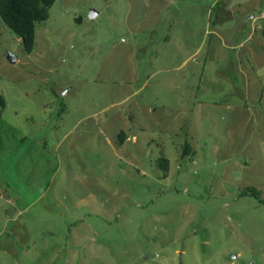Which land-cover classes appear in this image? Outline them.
I'll list each match as a JSON object with an SVG mask.
<instances>
[{
  "label": "rangeland",
  "instance_id": "374dc122",
  "mask_svg": "<svg viewBox=\"0 0 264 264\" xmlns=\"http://www.w3.org/2000/svg\"><path fill=\"white\" fill-rule=\"evenodd\" d=\"M248 187L264 0H56L29 53L0 19V264H264Z\"/></svg>",
  "mask_w": 264,
  "mask_h": 264
},
{
  "label": "trees",
  "instance_id": "16d2710c",
  "mask_svg": "<svg viewBox=\"0 0 264 264\" xmlns=\"http://www.w3.org/2000/svg\"><path fill=\"white\" fill-rule=\"evenodd\" d=\"M56 0H0V19L17 37L20 38L24 51L31 52L35 41V29L38 22H43L49 16V9ZM126 139V134L120 130L117 134V143L121 145ZM190 150L188 142L184 143L182 155H187ZM158 165L161 169H168V158L160 156ZM241 196H253L260 203L259 192L254 187L241 191ZM16 224V223H15Z\"/></svg>",
  "mask_w": 264,
  "mask_h": 264
},
{
  "label": "water",
  "instance_id": "95a60500",
  "mask_svg": "<svg viewBox=\"0 0 264 264\" xmlns=\"http://www.w3.org/2000/svg\"><path fill=\"white\" fill-rule=\"evenodd\" d=\"M95 14H97V12H96L94 9H91V10L89 11V16H90V17L95 16ZM7 58H8V60H9L11 63H14V62L16 61V57H15L12 53H8V54H7Z\"/></svg>",
  "mask_w": 264,
  "mask_h": 264
}]
</instances>
